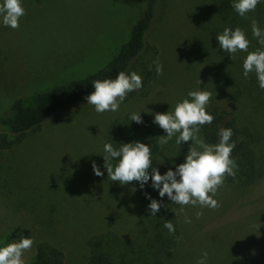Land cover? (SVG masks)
I'll return each mask as SVG.
<instances>
[{
	"label": "rangeland",
	"instance_id": "rangeland-1",
	"mask_svg": "<svg viewBox=\"0 0 264 264\" xmlns=\"http://www.w3.org/2000/svg\"><path fill=\"white\" fill-rule=\"evenodd\" d=\"M23 6L26 12L18 28L0 26V119L11 115L16 100L84 78L108 64L129 39L146 0H23ZM253 19L264 28V4L244 18L227 0H160L148 42L158 49L162 75L145 80L141 70L150 59L146 53L132 70L142 76L143 87L129 93L119 111L97 113L84 100L27 133L12 149L0 150V246L17 241L6 240L16 227H29L34 244L24 253L25 264L31 263L39 241L62 249L65 264H86L85 244L92 235L135 233L139 197L152 188L107 179L100 156L108 125L126 113L142 111L159 137L165 133L153 123V115L174 109L190 90L209 91L210 102L231 99L242 89L246 98L241 110L247 123L262 131L264 143V106H254L255 95L264 89L258 82L221 79L225 72L233 81L241 78L238 69L247 52L238 51L231 59L216 40L225 27H239L250 41L248 52L255 51L260 45L251 34ZM190 145H177L175 138L160 144L152 167L161 174L174 169L184 162ZM92 161L104 175H94ZM162 199L168 200L167 195ZM215 199L219 206L214 209L185 206L183 212L168 200L181 227L171 264H196L202 251H207L209 264H264V176L250 188L225 180ZM185 216L192 219L190 224Z\"/></svg>",
	"mask_w": 264,
	"mask_h": 264
},
{
	"label": "trees",
	"instance_id": "trees-1",
	"mask_svg": "<svg viewBox=\"0 0 264 264\" xmlns=\"http://www.w3.org/2000/svg\"><path fill=\"white\" fill-rule=\"evenodd\" d=\"M34 1L40 3L51 0ZM159 1L146 0V9L132 27L129 39L121 45L115 57L100 70L84 78L55 86L49 91L34 93L16 100L11 107V115L0 119V150L12 149L23 141L27 133L39 130L54 115L68 111L83 102L85 96L94 91L91 81L115 78L119 71L134 70L146 53L150 54V59L146 65H143L141 72L147 82L157 76L152 61L158 57V49L149 44L148 34L156 21ZM227 3L231 6V0L230 2L227 0ZM238 70L241 78L237 81H233L232 75L228 72L224 73L226 78L221 77V79L230 83H244L241 80L257 82L254 73H250L245 79L242 76L243 68ZM255 97L258 104L254 106L257 108L264 106V94L260 93V96L255 95ZM245 98V90L239 89L231 99L219 98L210 101L207 111L214 116V120L211 125L202 126L199 133L205 142L215 144L218 142V129L233 130L231 140L235 142V147L231 155L236 160L238 169L235 177L226 176L225 180L239 188H250L264 176L262 131L253 124L247 123L244 109L241 110ZM129 113L115 118L108 125L105 142H112L114 147H118L117 143L139 140L152 146L156 159L160 144H156L158 134L154 126L148 117L142 115L143 123L137 124L131 121ZM112 163L115 165L116 160ZM145 193H150L152 198L162 200L156 216H149L147 211L149 200L145 198ZM139 206L141 213L132 236L121 237L116 232L108 230L87 239L86 264H171L174 252L181 241L180 221L173 204L160 198L155 190L147 189L139 197ZM166 220H172L175 226L174 233L169 234L168 230L163 228ZM25 237H31L34 241L33 231L29 227L18 226L7 235L6 240L19 241ZM65 261L66 257L62 249L47 241H39L35 243V253L30 264H65Z\"/></svg>",
	"mask_w": 264,
	"mask_h": 264
},
{
	"label": "clouds",
	"instance_id": "clouds-1",
	"mask_svg": "<svg viewBox=\"0 0 264 264\" xmlns=\"http://www.w3.org/2000/svg\"><path fill=\"white\" fill-rule=\"evenodd\" d=\"M258 4H264V0H231L233 10L244 18H247L248 13L254 12ZM25 12L23 0H0V26L18 28ZM251 34L260 45L252 52H248L250 41L239 27H225L222 33L216 35V40L219 49L230 55L231 59L238 51L247 52L243 60L242 76L247 79L250 73H254L259 88L264 89V28L255 19L251 23ZM152 64L156 75H162L163 64L159 57ZM91 83L94 91L85 96L87 104L92 105L97 113L117 112L129 93L143 87V78L135 71H119L115 78L96 79ZM198 83L201 85L200 79ZM210 97L211 93L202 87L190 90L187 98L177 102L174 109L153 115V123L165 133L156 139V144H167L173 138L177 145L191 141L183 163L176 164L174 169L169 168L161 174L158 168L152 167L155 158L150 144L137 140L117 143L119 146L114 147L112 142H105L100 156L103 157L107 179L118 181L122 186L136 181L141 190L148 185L158 192L160 198L167 195L168 200L180 206L181 212L185 206L209 209L218 207L219 202L215 196L226 176H236L238 165L231 155L235 147V142L231 140V128L218 129V142L215 144L205 142L199 135L202 126L211 125L214 120V116L207 111ZM141 112L129 113V119L137 124L143 123ZM113 160H116L115 165ZM160 162L163 163V159ZM92 170L96 176L104 175L96 161H92ZM132 191H136L135 186ZM145 198L149 200V216H156L162 200L152 198L150 193H145ZM195 215L199 218L201 212L197 211ZM184 222L190 224L192 219L185 216ZM163 228L169 234L175 232L172 220H166ZM33 243L31 237H25L0 246V264H25L24 253ZM196 264H209L207 251L201 252Z\"/></svg>",
	"mask_w": 264,
	"mask_h": 264
}]
</instances>
